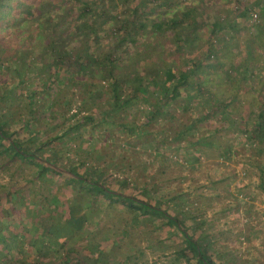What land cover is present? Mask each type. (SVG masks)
Masks as SVG:
<instances>
[{
    "label": "rangeland",
    "instance_id": "374dc122",
    "mask_svg": "<svg viewBox=\"0 0 264 264\" xmlns=\"http://www.w3.org/2000/svg\"><path fill=\"white\" fill-rule=\"evenodd\" d=\"M130 1L110 0L116 19L130 16ZM163 1H144L147 18L172 13ZM217 1L205 0L206 17ZM242 1L246 18L222 32L224 43L215 48L220 65L204 72L208 91L186 88V95L176 91L167 98L159 88L132 91L138 83L132 81L134 57L120 69L113 88L91 62L83 70L73 56L61 64L55 53L18 48L19 40L10 43V33L1 31L0 123L27 149L66 167H86L105 182L127 184V192L156 200L158 208L182 221L215 264H264V139L256 129L261 119L264 127V114L259 115L264 113V0ZM187 3L197 12L201 6L197 0L178 4ZM235 3L221 5L219 21L230 26ZM32 8L23 0L20 15L6 22L22 21ZM47 33L55 36L51 29L43 30ZM158 40L155 34L142 36L143 43ZM156 49L150 55L138 47L130 54L154 58L161 54ZM60 67L71 70L56 74ZM114 91L120 101L112 100ZM163 98L165 105L158 103ZM219 102L225 108L214 110ZM8 142L0 140V264H19V259L23 264H197L195 251L166 217L142 213L125 199L94 196L66 175L37 173L33 163L9 158ZM71 213L83 215L72 237L63 242L42 237V228L64 224ZM13 234L17 241L10 240Z\"/></svg>",
    "mask_w": 264,
    "mask_h": 264
},
{
    "label": "trees",
    "instance_id": "16d2710c",
    "mask_svg": "<svg viewBox=\"0 0 264 264\" xmlns=\"http://www.w3.org/2000/svg\"><path fill=\"white\" fill-rule=\"evenodd\" d=\"M144 1L131 0V8L128 10L130 16L125 15V17L116 19L118 14L111 10L110 0H107L105 8L100 6L101 0H28L29 5H33L31 12L14 25H9L6 20L12 14H15L16 17L20 15L19 8L20 4H23V0L1 1L4 10L0 11V43H5V37L1 31H6V33H10V43L19 40L18 48L28 46L34 50L43 49L45 54L53 52L59 61H62L61 64L66 58L73 56L78 68L83 70L91 62L93 66L101 68L107 77L109 76L113 88H118L120 69L125 66L127 69L128 60L134 57L135 69L132 70L135 73L132 76V81H138L136 85H132V91L135 93L147 88H159L161 95L167 98L169 94L176 91H179L181 95H186V88L208 91L206 85L208 79L205 78L204 72L208 67L220 65L215 48L224 43L223 31L229 30L235 21L246 18L245 2L236 0V10H232L228 18L229 26L225 22L219 21L217 16L221 5L226 4L228 0H218L215 11L207 17L208 5L205 0H197L201 2V6H197L198 12L195 10L194 4L183 5L178 4L179 0H165L163 4L167 5L172 13L148 18L146 10L149 9V6ZM43 4H46V7L41 10ZM43 19L46 21L43 22ZM205 19L209 26L205 24ZM44 29L46 31L51 29L55 36L50 33L43 35ZM148 34H155L160 43L158 41L143 43L142 36ZM81 37L87 38L83 41L80 39ZM147 46L150 48H145ZM156 46L160 47L161 54L154 58L144 57L140 51L136 53V56L130 54L131 50L138 51V47H144V52L152 55ZM177 63L184 65L179 68ZM149 64H153L152 70H148L147 65ZM221 65L223 66V63ZM61 70L67 74L71 68L70 70L68 67L57 68L56 74ZM198 71L201 73L200 80L196 81L194 76ZM233 90L234 88L227 94ZM222 97L224 96H221V99ZM166 98L159 100L158 103L165 105ZM112 100L115 102L121 100L115 91ZM219 103L214 105V110L225 108L226 104ZM263 114V112L259 113L260 116ZM256 129L264 139L262 119L257 123ZM6 139L9 140L7 144L10 151L9 158L19 156L22 161L33 163L38 170L37 173L52 171L66 175L68 179L79 183L82 187L85 186L94 196L103 193L115 199H125L129 206L136 207L142 213L160 214L166 217L195 251L197 264H215L207 250L193 239L191 232L184 227L182 221L167 209L158 208L154 204L156 200L142 199L133 191L127 192L129 191L126 188L127 184L105 182L103 178L93 174L86 167L76 168L74 164L66 167L58 164L48 155L38 154L34 152L35 149H27L17 139L11 138L4 125L0 123V140L6 141ZM260 174L261 187L264 189V166L261 168ZM123 187L124 189H122ZM82 219L83 215L76 217L71 213L64 224H51L46 230L42 228L45 233L42 234V237L46 239L51 235L53 241L63 242L72 237L76 229L80 227ZM50 223L52 222L50 221ZM0 231H3L1 227ZM17 236L18 234L11 235L10 240L17 241ZM5 238V234H3L2 241ZM38 250L41 251V248ZM21 260H18L19 264H23Z\"/></svg>",
    "mask_w": 264,
    "mask_h": 264
},
{
    "label": "built area",
    "instance_id": "2783aa9c",
    "mask_svg": "<svg viewBox=\"0 0 264 264\" xmlns=\"http://www.w3.org/2000/svg\"><path fill=\"white\" fill-rule=\"evenodd\" d=\"M256 13H252V17H253V19H255L256 18Z\"/></svg>",
    "mask_w": 264,
    "mask_h": 264
}]
</instances>
